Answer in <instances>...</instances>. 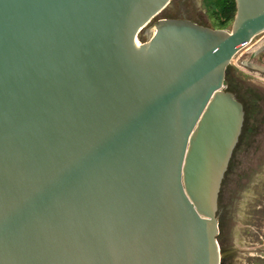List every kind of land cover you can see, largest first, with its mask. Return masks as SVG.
I'll return each mask as SVG.
<instances>
[{"label": "water", "instance_id": "water-1", "mask_svg": "<svg viewBox=\"0 0 264 264\" xmlns=\"http://www.w3.org/2000/svg\"><path fill=\"white\" fill-rule=\"evenodd\" d=\"M172 1L0 0V264H221L264 0L230 29L154 21Z\"/></svg>", "mask_w": 264, "mask_h": 264}, {"label": "rangeland", "instance_id": "rangeland-1", "mask_svg": "<svg viewBox=\"0 0 264 264\" xmlns=\"http://www.w3.org/2000/svg\"><path fill=\"white\" fill-rule=\"evenodd\" d=\"M226 4V0H173L154 21L184 12L198 24L230 29L235 14L232 4ZM263 43L264 33L236 54L226 74V88L242 99L250 120L219 194L221 264H264V73L242 65L246 60L264 67V50L250 58Z\"/></svg>", "mask_w": 264, "mask_h": 264}, {"label": "trees", "instance_id": "trees-1", "mask_svg": "<svg viewBox=\"0 0 264 264\" xmlns=\"http://www.w3.org/2000/svg\"><path fill=\"white\" fill-rule=\"evenodd\" d=\"M226 3H227L226 5H230V3L232 4V6L234 8V12H233V15H234L235 14V3H234V0H226ZM233 15H232V17H233ZM225 84H227V80L226 79H225ZM245 111H246V116H245V124H244L243 134L247 131V125H248V122L250 120L249 113L247 112L246 109H245ZM242 137H243V135H242ZM242 137H241V139H242Z\"/></svg>", "mask_w": 264, "mask_h": 264}, {"label": "flooded vegetation", "instance_id": "flooded-vegetation-1", "mask_svg": "<svg viewBox=\"0 0 264 264\" xmlns=\"http://www.w3.org/2000/svg\"><path fill=\"white\" fill-rule=\"evenodd\" d=\"M172 17L173 18H185V19H188V20H191V21H193L191 18H189V16L188 15H186L184 12H179V13H173L172 14ZM202 25H205V24H203V23H201ZM235 94H236V92H234ZM236 96H237V94H236ZM238 97V96H237ZM239 98V97H238ZM239 100L243 103V105H244V107H245V104H244V102L242 101V99H240L239 98ZM245 109H246V107H245ZM219 218H220V209L218 210V220H219Z\"/></svg>", "mask_w": 264, "mask_h": 264}]
</instances>
